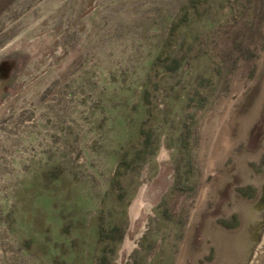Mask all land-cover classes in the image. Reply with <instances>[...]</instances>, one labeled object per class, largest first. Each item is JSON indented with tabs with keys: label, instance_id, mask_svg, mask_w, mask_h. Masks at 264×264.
I'll use <instances>...</instances> for the list:
<instances>
[{
	"label": "rangeland",
	"instance_id": "1",
	"mask_svg": "<svg viewBox=\"0 0 264 264\" xmlns=\"http://www.w3.org/2000/svg\"><path fill=\"white\" fill-rule=\"evenodd\" d=\"M264 237V0H0V264H250Z\"/></svg>",
	"mask_w": 264,
	"mask_h": 264
},
{
	"label": "bare ground",
	"instance_id": "2",
	"mask_svg": "<svg viewBox=\"0 0 264 264\" xmlns=\"http://www.w3.org/2000/svg\"><path fill=\"white\" fill-rule=\"evenodd\" d=\"M250 264H264V237Z\"/></svg>",
	"mask_w": 264,
	"mask_h": 264
}]
</instances>
